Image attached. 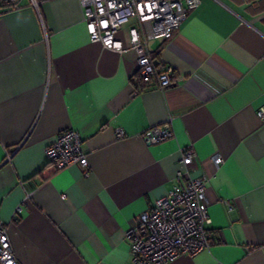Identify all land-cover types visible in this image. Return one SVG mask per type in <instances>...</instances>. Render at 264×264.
<instances>
[{
	"label": "crops",
	"instance_id": "crops-1",
	"mask_svg": "<svg viewBox=\"0 0 264 264\" xmlns=\"http://www.w3.org/2000/svg\"><path fill=\"white\" fill-rule=\"evenodd\" d=\"M36 1L0 6V219L18 262L130 264L125 231L182 170L208 179L213 241L168 264H264V0H201L170 39H147L155 67L174 69L164 89L136 84L134 20L120 52L90 39L79 0ZM164 123L172 136L146 144ZM68 128L88 175L45 156Z\"/></svg>",
	"mask_w": 264,
	"mask_h": 264
},
{
	"label": "built area",
	"instance_id": "built-area-1",
	"mask_svg": "<svg viewBox=\"0 0 264 264\" xmlns=\"http://www.w3.org/2000/svg\"><path fill=\"white\" fill-rule=\"evenodd\" d=\"M21 0H0L2 8L18 7ZM36 5V0H30ZM82 16L90 39L105 47L124 50L122 41L115 33L131 20L127 28L130 47L137 53L136 75L146 82L155 77L159 88L171 86L176 77L170 65L158 70L148 52L146 40L170 39L179 29L189 10L201 0H79ZM263 116L264 109L258 112ZM173 134L168 123L150 126L142 132L146 144H156ZM115 135H125L116 128ZM82 137L75 129H64L44 148L46 158L56 170L77 165L88 175L90 168ZM182 160L194 159V150H183ZM9 156V155H8ZM219 166L223 157L211 158ZM186 178L184 185L175 184L168 192L156 199L153 205L136 218L134 226L125 231L129 242L130 264H168L174 258L186 254L194 256L209 247L213 241L207 225L211 222L208 206L211 202L208 179L205 176L190 177L178 170L176 177ZM0 264H20L14 255L5 224L0 219Z\"/></svg>",
	"mask_w": 264,
	"mask_h": 264
},
{
	"label": "trees",
	"instance_id": "trees-1",
	"mask_svg": "<svg viewBox=\"0 0 264 264\" xmlns=\"http://www.w3.org/2000/svg\"><path fill=\"white\" fill-rule=\"evenodd\" d=\"M136 84L138 85V87H144L146 86V81L143 78L138 76Z\"/></svg>",
	"mask_w": 264,
	"mask_h": 264
}]
</instances>
